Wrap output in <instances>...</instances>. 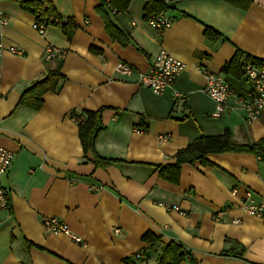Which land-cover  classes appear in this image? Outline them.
I'll return each instance as SVG.
<instances>
[{
	"label": "crops",
	"instance_id": "crops-1",
	"mask_svg": "<svg viewBox=\"0 0 264 264\" xmlns=\"http://www.w3.org/2000/svg\"><path fill=\"white\" fill-rule=\"evenodd\" d=\"M104 1L50 0L70 24L50 27L45 35L22 5L0 1L9 20L0 25V41L23 53L0 57V147L14 154L4 178L10 204L0 206V264H157L172 242L189 254L181 264H264V219L243 207L250 199L264 202L263 160L212 154L210 165H184L178 184L164 180L157 168L174 165L178 151L203 136L230 130L240 144L264 138V112L248 123L239 103L250 89L244 74L224 73L238 50L264 61V0H172L175 22L163 33L148 24L147 0H131L124 12L109 6V19L131 40L126 47L106 30ZM207 28L221 38L213 41ZM48 48L63 51L64 60L46 61ZM163 50L186 65L174 87L185 104L176 102L174 90L155 96L137 76L118 70L128 65L147 73ZM59 62L63 80L44 96L42 108L20 105ZM203 70L224 75L232 86L220 119L210 117L216 103L204 93ZM100 110L95 149L115 162L107 168L84 152L71 118ZM51 218L82 242L48 232L43 222Z\"/></svg>",
	"mask_w": 264,
	"mask_h": 264
},
{
	"label": "built area",
	"instance_id": "built-area-1",
	"mask_svg": "<svg viewBox=\"0 0 264 264\" xmlns=\"http://www.w3.org/2000/svg\"><path fill=\"white\" fill-rule=\"evenodd\" d=\"M5 1V0H0ZM19 3L22 6H29L27 9L34 16L33 28L41 35H45L50 27H62L65 28L70 24V19L47 16L44 14L48 4L45 0H12ZM165 5L170 6L172 0H158ZM39 5V7H37ZM114 13H117L114 10ZM175 22V18L169 11H162L157 14L150 15L148 24L155 30L163 33L167 28L171 27ZM9 23L6 13L0 8V25L7 26ZM9 51L13 54L22 55V51L15 47L7 48L0 41V57ZM65 53L57 48H48L46 51V61L64 60ZM186 69L185 63L170 55L166 51H161L152 61L149 72L142 73L136 71L128 65H120L119 71L125 76L132 77L137 76L140 85L149 89L155 96L163 95L167 90H174L177 79ZM207 82L204 88V93L214 100L216 103V110L210 117L214 119H220L229 108V101L234 92L231 84L222 74H215L209 71L203 70ZM243 74L248 83L250 89L246 96L239 99V103L246 113V120L248 123L258 121L264 112V68L256 65L252 61H247L243 64ZM174 96L176 102L179 104H185L186 96L174 90ZM72 120H77L71 117ZM141 132V131H140ZM14 162V154L9 150L0 147V206L1 208L9 207L8 191L4 186V178L9 173ZM93 189H101L99 186H94ZM238 190L233 191V195H237ZM250 197V196H248ZM245 212L253 218L264 219V202L255 203L251 199L243 203ZM170 211H178V207H172ZM45 229L55 235H66L71 237L75 243H81L82 240L72 235L68 225L60 221L59 219L51 218L45 219L43 222ZM120 231H116L118 234ZM137 258H142L141 254L137 255Z\"/></svg>",
	"mask_w": 264,
	"mask_h": 264
},
{
	"label": "trees",
	"instance_id": "trees-1",
	"mask_svg": "<svg viewBox=\"0 0 264 264\" xmlns=\"http://www.w3.org/2000/svg\"><path fill=\"white\" fill-rule=\"evenodd\" d=\"M48 7L44 12L47 16H58L54 13L53 7H51L50 0H45ZM131 3V0H109L104 1L100 5V13L103 16L105 27L114 40H117L123 47L128 46L131 43L127 34L122 32L110 19L107 13L109 6L114 7L122 12L126 11ZM28 9L29 6H23ZM39 7V5H37ZM171 10L170 6L165 5L158 0H147L146 4V19L150 18V15L157 14L162 11ZM60 17V16H58ZM72 31H68V35L72 38ZM206 34L213 41H218L221 37L219 34L206 29ZM246 56L247 59H253L254 63L258 66L264 67V61H260L256 58L246 55L242 51L238 50L235 59L224 68L225 74H230L234 77L241 78L243 76V64L242 57ZM62 62L57 63L56 67L48 70L46 78L40 82L35 83L30 89H28L22 96L20 105L40 110L44 104V96L49 92H55L59 86V83L63 80L61 72ZM103 110L96 112H84L82 114H72V117L77 120L79 126V137L86 154L91 153L94 158V163L99 168H107L114 164V161H107L98 156L95 149V142L98 133L103 128L102 123ZM223 153H245L255 154L261 160L264 161V138L258 142L252 144H240L235 139L230 130H226L224 134L219 136H203L197 139L194 143L187 148L178 151L176 154V163L169 166L157 167L160 171V176L172 183L178 184L180 181L181 170L184 165H195L200 163L202 165H210L207 157L212 154ZM145 240L151 241L154 244V239L150 236H146ZM237 245H234V247ZM240 256H242L243 250H240ZM189 254L182 247V245L172 242L162 248L161 254L158 257L157 264H181Z\"/></svg>",
	"mask_w": 264,
	"mask_h": 264
}]
</instances>
